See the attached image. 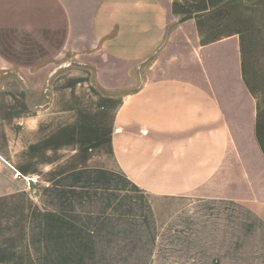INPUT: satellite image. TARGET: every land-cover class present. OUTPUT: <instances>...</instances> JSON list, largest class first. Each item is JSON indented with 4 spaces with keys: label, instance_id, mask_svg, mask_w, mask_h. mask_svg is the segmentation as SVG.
Returning a JSON list of instances; mask_svg holds the SVG:
<instances>
[{
    "label": "crops",
    "instance_id": "1",
    "mask_svg": "<svg viewBox=\"0 0 264 264\" xmlns=\"http://www.w3.org/2000/svg\"><path fill=\"white\" fill-rule=\"evenodd\" d=\"M174 2L0 0V264H264L241 36Z\"/></svg>",
    "mask_w": 264,
    "mask_h": 264
},
{
    "label": "rangeland",
    "instance_id": "2",
    "mask_svg": "<svg viewBox=\"0 0 264 264\" xmlns=\"http://www.w3.org/2000/svg\"><path fill=\"white\" fill-rule=\"evenodd\" d=\"M208 3L211 4L208 10L194 14L200 20L203 38L207 41L209 37L229 33L241 36L245 80L257 98L264 123V0H209ZM60 61L56 67L66 62Z\"/></svg>",
    "mask_w": 264,
    "mask_h": 264
},
{
    "label": "trees",
    "instance_id": "3",
    "mask_svg": "<svg viewBox=\"0 0 264 264\" xmlns=\"http://www.w3.org/2000/svg\"><path fill=\"white\" fill-rule=\"evenodd\" d=\"M208 2H209V0H191L190 3L182 1V0H175L174 9L177 13L184 14L185 18H190V17H193L194 14H196L199 11L208 10L211 7L210 6L211 4L209 5ZM197 19H198L201 34L203 35L204 31H203L202 26L199 22L200 20L198 17H197ZM229 34H233V33H229ZM221 37L222 36L209 37L207 41H214V40H217ZM242 52H243V43H242ZM243 66H244V63H243ZM258 111H259V106H258ZM256 132H257L258 141H259L261 148L263 150V153H264V123L261 121L259 112H258Z\"/></svg>",
    "mask_w": 264,
    "mask_h": 264
}]
</instances>
